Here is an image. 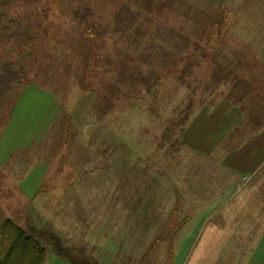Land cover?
Segmentation results:
<instances>
[{"label": "rangeland", "instance_id": "rangeland-1", "mask_svg": "<svg viewBox=\"0 0 264 264\" xmlns=\"http://www.w3.org/2000/svg\"><path fill=\"white\" fill-rule=\"evenodd\" d=\"M172 1L8 0L0 10V225L38 239L46 264H238L223 217L212 219L219 233H198L211 218L185 214L227 208L250 153L263 156L264 0H181L214 17L212 45ZM171 29L191 41L176 68L134 64L161 78L152 91L119 82L121 60L153 54ZM25 35L36 39L29 58ZM227 64L237 73L221 74ZM194 145L216 147L227 168L186 163Z\"/></svg>", "mask_w": 264, "mask_h": 264}, {"label": "trees", "instance_id": "trees-1", "mask_svg": "<svg viewBox=\"0 0 264 264\" xmlns=\"http://www.w3.org/2000/svg\"><path fill=\"white\" fill-rule=\"evenodd\" d=\"M6 2L8 0H0V10L7 6ZM172 6H169L167 9L169 11L175 12L183 18H186L192 21L200 30H203L207 33L212 34V37L208 40V44L212 45L213 37H215L214 29L216 24L214 23V17L201 13L199 9L183 3L181 0H173ZM18 20H15V22ZM221 26V22L219 24ZM222 27V31L224 29ZM165 38L156 39L161 43V46H154L153 44L148 47L154 48V53L148 54L149 51H144L140 53L137 58L130 60L128 63L122 62L121 72L119 73V82H128L131 84H141L148 91H152L155 87L158 86L161 78L154 72H151L150 76L146 77L139 68H136L134 64L137 65H157V63H164L163 65L166 68L172 69L176 68L178 63V58L180 59V51L187 52L190 49L191 41L189 38L185 37L181 33L176 32L174 29L166 31ZM21 47V56L27 57L30 56V50H33L36 46V39L29 35L22 37ZM155 43V42H154ZM152 48V49H153ZM172 50V52H169ZM152 51V50H150ZM128 67H126V64ZM227 67L224 68V71L221 74H229L233 76V71L235 74L237 70L232 67L231 64H227ZM160 70V69H159ZM233 70V71H232ZM219 74V73H218ZM14 75H12L13 77ZM235 77V75H234ZM221 79L216 81L220 82ZM238 81L237 78H235ZM215 81V82H216ZM244 82V80L240 81ZM246 82V81H245ZM247 83V82H246ZM248 84V83H247ZM249 88L252 87L250 84ZM59 241V240H58ZM57 248H61L60 244L57 245ZM60 254H64L63 250ZM47 260V251L42 243L36 239L33 235L24 231L19 227L14 221L7 220L3 222L0 226V264H46Z\"/></svg>", "mask_w": 264, "mask_h": 264}, {"label": "crops", "instance_id": "crops-1", "mask_svg": "<svg viewBox=\"0 0 264 264\" xmlns=\"http://www.w3.org/2000/svg\"><path fill=\"white\" fill-rule=\"evenodd\" d=\"M260 137L261 136L258 137L257 142H259ZM215 149L216 147L214 148V146L205 148L199 145H194L190 148L189 154L184 157V159H187L185 162H188L189 164L193 163L195 166L206 168H209L208 165L210 163H215L218 166L220 162L224 168H227L228 160L224 162L225 160L219 158L221 161H218L216 156L219 153L218 150ZM214 150L215 154L213 155L212 152ZM250 160V166L244 171H241L246 175L244 177L246 178V184L243 186V192L235 194V191L231 190L230 193H228V196H226L228 206L227 208L218 209L214 207L202 208L200 210H189L185 215H189L190 217L205 215L211 218V221L208 220L204 222H209V225H201L198 233H219L220 228L218 224H213L212 219L219 216L223 217L225 222L224 225H226V232L229 234L228 239L230 243H232L229 248L233 253L234 258L236 257V261H234V263L239 264L240 262V260L237 258V255L240 254L239 250H242L244 253L246 249L251 250V248L254 247L252 249L253 252L249 253V257H247L250 259V262H245V260L242 259V264H264V217L261 223V217L264 216V212L261 208V204H263L262 201H264V194H262V191L260 192V189L257 187L259 180L264 177V153L263 156H260L259 151H255L253 153L251 152ZM229 168L232 173L236 174L234 165ZM241 172H239V174ZM212 199L218 200L219 198L217 196ZM251 202H253V204ZM252 205L253 207H251ZM236 206H241L244 208H236ZM188 225L192 224H187L185 227H188ZM185 230L191 231L187 228ZM212 238V236L208 238L210 242L214 241L211 240ZM178 244L181 245L180 243ZM213 244L214 242L211 244V247L215 246V244Z\"/></svg>", "mask_w": 264, "mask_h": 264}]
</instances>
